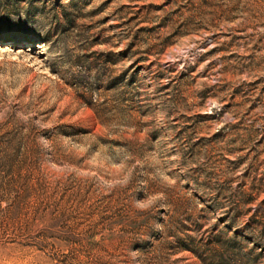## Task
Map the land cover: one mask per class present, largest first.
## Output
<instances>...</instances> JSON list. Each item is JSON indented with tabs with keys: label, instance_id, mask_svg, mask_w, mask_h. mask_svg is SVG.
Returning <instances> with one entry per match:
<instances>
[{
	"label": "rangeland",
	"instance_id": "1",
	"mask_svg": "<svg viewBox=\"0 0 264 264\" xmlns=\"http://www.w3.org/2000/svg\"><path fill=\"white\" fill-rule=\"evenodd\" d=\"M0 264H264V0H0Z\"/></svg>",
	"mask_w": 264,
	"mask_h": 264
},
{
	"label": "clouds",
	"instance_id": "2",
	"mask_svg": "<svg viewBox=\"0 0 264 264\" xmlns=\"http://www.w3.org/2000/svg\"><path fill=\"white\" fill-rule=\"evenodd\" d=\"M135 206H136V208L138 210H141V211L147 210L146 207H145V204H144V202L142 200H137ZM160 227H161V225H157L158 229ZM131 255H132L133 258H135L136 255H137V251H132Z\"/></svg>",
	"mask_w": 264,
	"mask_h": 264
}]
</instances>
